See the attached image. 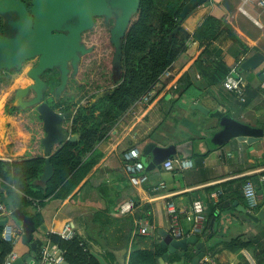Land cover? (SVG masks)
Segmentation results:
<instances>
[{"label": "crops", "instance_id": "0c3cea01", "mask_svg": "<svg viewBox=\"0 0 264 264\" xmlns=\"http://www.w3.org/2000/svg\"><path fill=\"white\" fill-rule=\"evenodd\" d=\"M210 13L225 16L247 45V50L238 56L240 62L255 51L264 55V6L260 0H205L183 16L182 26L192 33ZM204 46L190 37L185 51L170 65V75L155 85L156 94L151 101L137 106L134 115L127 109L118 117L114 127L97 144L103 155L84 180L65 199H47L38 209L45 232L35 229L33 239L51 229H61L69 221L92 255H99L106 264H129L132 250L155 248L159 243L165 252L162 240L166 233L178 239L199 235L192 231L191 202L200 198L206 222L208 205H220L216 217L210 220L211 227L206 229L213 228L215 234L211 233L208 239L198 237L205 241L215 263L258 264L255 253H260V244H264V137L252 142L231 137L215 144L211 137L221 128L218 117L193 104L200 103L209 111L220 110L252 126H264V58L255 67H232L244 82L242 94L238 95L223 85L205 86L202 73L194 65ZM229 46V41L218 37L210 48ZM190 69L193 85L178 98L174 91L177 81ZM148 142L158 146L191 142L186 147L191 151L186 154L178 151L148 169L144 166L147 178L141 181L139 174L126 172L123 154L136 146L145 165L153 159V154H142ZM168 159L171 168L163 165ZM241 176H248L246 181L255 186L260 206H249L244 183L235 181ZM219 189L222 193L214 201L210 194ZM136 199L138 202L134 203ZM125 202L131 208L121 212L120 206ZM169 202L178 212L181 236L172 231ZM33 209L27 208L29 212ZM6 221L22 228L13 215L0 217V222ZM144 223L149 228L141 233L138 228ZM21 243L25 246L19 250ZM16 250L21 255L29 252L30 246L21 237ZM164 252L157 257L156 264H191L195 244L187 242L186 249L178 247L166 256Z\"/></svg>", "mask_w": 264, "mask_h": 264}, {"label": "trees", "instance_id": "16d2710c", "mask_svg": "<svg viewBox=\"0 0 264 264\" xmlns=\"http://www.w3.org/2000/svg\"><path fill=\"white\" fill-rule=\"evenodd\" d=\"M187 1L140 0L139 7L131 17L128 28L122 37L121 74L119 79L113 82V86L101 94L95 92L91 95V97H95L94 100L90 101L89 104H82L81 100L86 98L88 94L84 87L90 70L88 66L84 65L85 61L89 59L87 57L82 59L79 67L77 64V69L74 71L76 79L81 80V82L84 81L80 82L81 84L77 88L74 86L76 91H66L60 99L53 100L50 98L47 100L54 108L59 106L60 111L69 113L60 125L68 134H78V138L55 144L49 155L54 171L44 184L37 182L42 174L47 155L43 151L38 153L33 151L27 157L0 160V182L5 189L4 200L6 204L12 209L19 207L30 214L38 231L45 232V223L42 213L32 204V200H37L41 207L47 199L62 200L74 191L103 155L97 149V144L114 127L118 117L127 111L141 95L154 87L159 76L185 51L190 37L205 45L194 62V65L202 73L205 86H222V82L231 68L238 67L240 62L238 56L247 50V45L239 39L226 17L217 16L213 13L207 14L196 29L190 33L182 26L183 18L179 20L181 9ZM4 14H0V30H2L1 16ZM103 19V16L94 17L93 27L82 32V42L86 48H91L90 40L92 37L90 34L100 22L102 29L98 39L103 40L104 49L112 48L109 57L104 58L105 64L103 66V71H107L106 77H109L110 59L114 54V45L110 40V30L107 26L112 21L108 20L106 26L105 23H102ZM218 37L229 41L230 46L227 49L210 48L212 41ZM92 51H87L88 53L85 55L89 56ZM97 51L98 49L91 54L94 55ZM6 70L8 73H13L18 69L12 67ZM190 73L191 69L177 81L174 91L178 98L182 97L193 85ZM57 82V78L53 80V77L49 81L53 86ZM7 84L8 80L0 74V90ZM100 87L101 84L94 86L97 89ZM155 94L154 92L152 98ZM30 108L28 106L22 110L19 120L26 129L33 133L40 128L43 135L39 137V144L34 143L31 147L37 149L40 146L43 150L41 142L45 134L43 121L36 108L26 114ZM20 110L17 105L12 104L7 107L6 112L18 114ZM247 178L248 176H241L235 181L243 184ZM135 202H138L137 199L134 200ZM30 206L34 208L32 212L27 210ZM219 206L218 203L208 205L207 222L204 220L207 224L205 230L197 235L198 237L208 239L211 233L212 235L215 234L213 228L208 231L206 229L211 227L210 220L216 217ZM258 206H260L259 202L254 208ZM204 211L206 212L205 209ZM205 224H203V228ZM2 226L3 222H0V232ZM49 238L57 242L64 250L63 258L70 264H100L98 259L90 253L88 244L79 234H75L71 239H64L51 233ZM34 240L37 247L33 251V256L36 258L40 240L37 238ZM11 247L9 242L0 239V264H2ZM260 248L263 255L260 256L261 252H256V260L258 264H264L263 243L260 244ZM163 252L164 249L159 243L155 245V248L132 250L129 264H137L138 261L141 264H156L157 257ZM208 252L211 254V251L208 250ZM141 258H145V260Z\"/></svg>", "mask_w": 264, "mask_h": 264}, {"label": "water", "instance_id": "95a60500", "mask_svg": "<svg viewBox=\"0 0 264 264\" xmlns=\"http://www.w3.org/2000/svg\"><path fill=\"white\" fill-rule=\"evenodd\" d=\"M205 0H188L181 9L180 17L196 5ZM140 0H30L29 9L20 0H0V14L13 12L16 16L14 20H8L9 29H15V33L8 35L0 32V72L1 69H10L16 67L20 69L22 64L32 58L38 57L36 64L27 69V75L32 82L26 88H32L34 96L25 99L21 97V101L16 103L20 108L26 106H34L41 116L45 134L41 139L43 144V152L46 153L43 171L37 182L44 184L53 174V164L49 155L55 144L65 140L73 141L78 138V134H68L60 125L68 112L60 111L51 106V104L43 99V89L46 84L40 78V74L45 69L57 67L59 70L60 83L55 87V92L59 93L65 87L69 65L72 71L77 69L79 55L89 51L82 42V32L88 30L94 25V17L103 16L106 21L111 20L109 26L110 40L114 45V55L112 59L113 68L121 70V43L131 17L137 11ZM264 58V55L255 51L250 56L242 60L239 64L240 69L255 67ZM239 77L237 72H233ZM19 89V88H18ZM22 95L23 91H20ZM15 96L17 94L15 93ZM17 99V97H15ZM14 98V99H15ZM204 113L215 115L219 119L221 128L215 131L211 137V141L215 144L225 142L231 137H237L247 142L264 137V126H252L247 123L238 121L232 116H228L220 110L209 111L200 103L193 104ZM191 142H184L179 145L169 144L167 146H158L154 142L146 143L142 148V154H153V159L145 162L148 169L167 159L170 155L183 151L184 154L191 150L188 148ZM12 215L21 222L23 234L22 241L28 243L30 251L21 254L15 258L12 264H24L31 262L33 259V251L37 244L33 239V232L36 229L33 217L26 214L21 208L12 209ZM251 217H255L250 214ZM166 233V232H165ZM195 244V254L192 257L191 264H197L207 250L204 240H199L197 235H190L186 238H174L171 234H165L162 245L166 247L163 255H167L169 251L178 247L186 249V243ZM100 264H106L104 260L96 255ZM60 264H70L63 259Z\"/></svg>", "mask_w": 264, "mask_h": 264}, {"label": "built area", "instance_id": "2783aa9c", "mask_svg": "<svg viewBox=\"0 0 264 264\" xmlns=\"http://www.w3.org/2000/svg\"><path fill=\"white\" fill-rule=\"evenodd\" d=\"M247 1V0H245ZM264 6V0H260ZM233 72L235 69L232 68L226 77L224 78L222 84L223 86L238 95L242 94L244 82L240 77H236ZM170 75V66L159 76L158 82L166 78ZM154 87L148 91L147 93L141 95L129 108L128 110L131 111L132 115L135 114V111L138 109L137 106H144L148 104L151 99L152 95L156 91L155 85ZM124 157V169L130 175L139 174V179L141 181L147 178L146 173L144 172V163L140 159V149L136 146H132L128 149L127 152L123 154ZM0 160H10L5 156H0ZM163 165L167 168L172 167V162L170 159L164 161ZM162 184V182H160ZM157 187V186H156ZM243 192L244 196L247 199L249 206L254 207L257 205L258 194L256 191L255 186L251 181H246L243 184ZM222 191L215 190L211 192V198L216 201ZM5 189L4 186L0 182V217L2 216H12V208L9 207L5 200ZM32 204L40 208L39 203L37 200H32ZM131 208V204L129 202H125L121 204L120 211L125 212ZM191 210L193 214V225L192 231L193 233H200L202 232L203 222H204V204L200 198H194L191 202ZM168 212L170 214L172 220V231L176 236L182 235V230L178 224V212L172 202L168 203ZM148 224H140L138 231L141 233H146L148 231ZM22 228L20 226L14 225L10 222H4L1 232H0V239L11 244V250L5 256L2 264H12L15 258L19 256L16 245L21 240L22 237ZM56 234L64 239H71L75 235L74 225L71 222H65L61 229L55 230L51 229L50 232H46L38 237L40 240L38 244L37 256L36 258L33 257L31 262H25L24 264H60V262L64 259L63 253L64 250L58 245L57 242L52 241L49 238V234ZM48 235V236H47ZM210 254L206 252L202 257L199 258L197 264H216L214 259L209 256Z\"/></svg>", "mask_w": 264, "mask_h": 264}, {"label": "rangeland", "instance_id": "374dc122", "mask_svg": "<svg viewBox=\"0 0 264 264\" xmlns=\"http://www.w3.org/2000/svg\"><path fill=\"white\" fill-rule=\"evenodd\" d=\"M101 29H102V26L99 22L95 30H92L90 35L92 37V41L95 42V45L98 48V51L96 52V54L100 53L102 54V56H105V54L109 51V48L104 49L103 40L98 39L101 33ZM97 40H98V44H97ZM31 62L32 60L31 61L29 60L28 62H26L25 65L23 64V67L20 70H16L13 73L6 72L4 78L8 80V84L5 86V88L3 87L0 90V119H1L0 121L2 122V123L0 122V156H5L9 159L27 157V156H30L33 151L37 153L43 151L40 146H38L37 149L31 147V145L34 143L39 144V137L43 135L42 131L40 132V128L37 130V132H34V133L31 132L29 129H26L25 126L19 120V115L22 114V110H20L18 114L17 113L8 114L6 112L7 107H10L12 104H16L21 101L22 95L19 96L21 93L20 91L24 92V89H22L21 87L32 80L27 75V69ZM87 65H88V61L86 62V66ZM93 65L94 64H92V66ZM100 74H101V71L97 66H95V68H92L91 72L90 71L88 72L87 74L88 76L86 77V81L84 82L87 91L92 92L94 90V84H97V83L103 84L105 86V89L112 86L113 82H109V81L106 82L100 76ZM74 85L75 83H73L72 81H69L67 85L68 90H66L67 89L66 88L64 91L60 92L58 95H63L64 92L66 91H69V92L76 91V89L74 88ZM14 88H16L15 91H16L17 96L15 97H17V99L14 97L15 99L12 100L11 96H12V92ZM102 90L104 89L102 88ZM52 93L54 94L53 91H51V94ZM81 101H82V104L86 105V104H89L90 101H92V99H90V96H88L82 99ZM32 111H34V109L30 108L29 111L26 112V114ZM171 111L173 112L172 109ZM22 132L24 134H22ZM25 134L27 135L24 136ZM23 246H25L24 243L23 244L21 243V245H18L19 250H21Z\"/></svg>", "mask_w": 264, "mask_h": 264}, {"label": "flooded vegetation", "instance_id": "af4514ba", "mask_svg": "<svg viewBox=\"0 0 264 264\" xmlns=\"http://www.w3.org/2000/svg\"><path fill=\"white\" fill-rule=\"evenodd\" d=\"M20 1H22L23 3H24V5L26 6V8L27 9H29V7H30V4H29V2H30V0H20ZM1 18H2V22H1V27H2V30H0V32L1 33H5V34H8V35H12V34H14L15 33V29H13V30H10L9 29V25L7 24V21L8 20H14L15 18H16V16L14 15V13H11V12H6V14H4V15H2L1 16ZM102 23L104 24H106V26L108 25V21H106L105 19H103L102 20ZM111 24H109L108 26H107V28L109 29V26H110ZM90 42H91V50L90 51H94V50H97L98 48H97V46L95 45V42L94 41H92V39L90 40ZM94 42V43H93ZM85 45V44H84ZM90 51H88V52H90ZM92 51V52H93ZM111 51H112V48L110 47V49H109V51L105 54V56H102V54H100V53H97V54H94V55H92L91 53H90V55L88 56V55H85L86 53H88V52H85V53H83V54H80L79 55V60H78V67H79V65L82 63V59L84 58V59H86L87 57H89V59L88 60H86L85 61V64L84 65H86V62L88 61V67L90 68V72H91V70H92V68H95V66H97L99 69H100V71H101V74H100V76L106 81V82H115V80H118L119 79V77H120V74H121V72H120V69H116V68H113V64H112V59H113V55H112V57H111V65H110V68H109V70H110V76L109 77H106V72L107 71H103V66H104V58H108L109 57V54L111 53ZM99 58V59H98ZM31 61L32 60V62L29 64V66H28V69L29 68H31V67H33L35 64H36V62H37V60H38V57L36 56V57H32V58H30V59H28V60H26L23 64L25 65L26 64V62H28V61ZM101 64H99V63ZM98 63V64H97ZM23 64H22V67H23ZM92 64H94L93 66H92ZM21 67V68H22ZM20 68V69H21ZM69 73H68V79H67V82H66V85H65V87L62 89V91H64L66 88H67V85H68V82L69 81H72L73 83H75V87L77 88L78 87V85H80L82 82H84V81H82L81 82V80H78V79H76V76H75V74H74V71H72V67L69 65ZM20 69H18V70H20ZM6 72H8L7 70H6V68H3V69H1V72H0V74H2L3 75V77L5 76V73ZM103 72V73H102ZM59 70H58V68L57 67H53V68H51V69H45L41 74H40V78H42V80L45 82V84H46V86H45V88L43 89V99L44 100H49V98H52L53 100H57V99H60V97H62V95H58L59 93H56L55 92V87L56 86H58L59 85V83H60V79H59ZM104 74H105V76H104ZM51 77H53V80L55 79V78H57V80H58V82L56 83V85L55 86H53V85H51L50 83H49V81L51 80ZM31 82H32V80L30 81V82H28L27 84H25L24 86H22L23 88L24 87H27V86H29L30 84H31ZM81 82V83H80ZM97 84H100V83H97ZM96 84H94V86H95ZM53 86V87H52ZM112 86H113V84H112ZM111 86V87H112ZM51 87H52V89H51ZM84 87H85V83H84ZM111 87H109V88H107V89H110ZM5 88V87H4ZM17 88V87H16ZM16 88H14V90H13V92H12V100H14V97H15V93H16ZM102 88L104 89V90H102ZM85 89H86V87H85ZM51 91H53L54 92V94L52 95L51 94ZM61 91V92H62ZM104 91H106V89H105V86L103 85V84H101V87L99 88V89H97V88H94V90L92 91V92H89L88 91V94L86 95V97H88V96H90V98L92 99V98H95V97H91V95H93L95 92H97L98 94H101V93H103ZM34 91H33V89L32 88H26V90L23 92V94H22V97L23 98H25V99H28V98H30V97H32V96H34ZM48 96V97H47ZM53 103V102H52ZM14 105H16V104H14ZM26 107H28V106H26ZM31 108H35L34 106H30ZM20 108V107H19ZM57 108L59 109V106H57ZM21 110H23V108H20Z\"/></svg>", "mask_w": 264, "mask_h": 264}, {"label": "bare ground", "instance_id": "6f19581e", "mask_svg": "<svg viewBox=\"0 0 264 264\" xmlns=\"http://www.w3.org/2000/svg\"><path fill=\"white\" fill-rule=\"evenodd\" d=\"M1 109H2V107H1ZM12 118V117H11ZM1 120V119H0ZM1 122V121H0ZM2 123V122H1ZM20 133V132H19ZM22 134H24L23 132H22ZM27 134H25L24 136H26Z\"/></svg>", "mask_w": 264, "mask_h": 264}]
</instances>
